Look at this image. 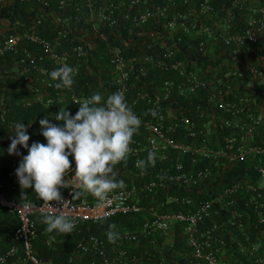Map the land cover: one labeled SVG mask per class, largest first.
Masks as SVG:
<instances>
[{
	"label": "built area",
	"instance_id": "built-area-1",
	"mask_svg": "<svg viewBox=\"0 0 264 264\" xmlns=\"http://www.w3.org/2000/svg\"><path fill=\"white\" fill-rule=\"evenodd\" d=\"M65 64L76 71L74 84L57 89L50 73ZM82 72L104 73L100 94L122 93L142 121L127 162L114 169L125 187L108 202L90 193L72 199L77 189L62 188L75 224L141 214L138 229L115 243L94 233L78 239L76 250L89 254L84 264H264V0H0V124L20 104L62 126L60 108L74 116L73 101L96 93L77 85ZM10 144L6 164L15 172L28 151L18 145L22 155H9ZM145 197L185 210L147 207ZM0 206L17 217L12 240L33 264H46L31 254L33 215L54 209L8 195L2 178ZM176 223L185 263L169 249ZM156 237L162 252L146 253L143 242ZM16 251L2 250L0 264H20Z\"/></svg>",
	"mask_w": 264,
	"mask_h": 264
},
{
	"label": "clouds",
	"instance_id": "clouds-1",
	"mask_svg": "<svg viewBox=\"0 0 264 264\" xmlns=\"http://www.w3.org/2000/svg\"><path fill=\"white\" fill-rule=\"evenodd\" d=\"M75 75V69L66 64L50 73L53 80L59 81L55 84L57 89H70ZM73 102L80 105L74 116L65 108L54 115L57 121H64L62 126L47 117L40 119L47 144L33 142L29 146V125L17 122L7 150L9 155H22L17 146L27 149L28 154L22 156L15 170L19 185L21 189H33L45 206L54 209L43 215L47 231L67 235L74 230L75 221L64 211L67 201L60 190L75 187L72 199L90 193L99 202H108L110 193L125 187L123 180L117 181L114 169L120 162H127L133 136L142 123L120 92L108 95L106 100L95 93L88 99ZM150 112L153 116L157 114L155 110ZM69 157L75 161L74 184L65 179L73 171ZM147 162L155 165L154 150L149 151ZM139 166L144 167L145 161H140ZM114 228L115 225H110L107 233L110 243L118 239Z\"/></svg>",
	"mask_w": 264,
	"mask_h": 264
},
{
	"label": "trees",
	"instance_id": "trees-1",
	"mask_svg": "<svg viewBox=\"0 0 264 264\" xmlns=\"http://www.w3.org/2000/svg\"><path fill=\"white\" fill-rule=\"evenodd\" d=\"M23 7V5H17V8L21 11L23 10ZM5 10H2L1 14H4ZM100 63H103L102 60H100ZM104 76V73L93 72L85 74L82 72L78 74L77 85L83 89L85 87L82 86H92L94 92L100 94L101 91H99L98 88L102 90V87H98L97 80L99 77ZM7 84L11 87H14L12 83L7 82ZM16 85H18V83H16ZM87 90L88 89L86 88L84 91ZM108 91L110 92V89ZM4 92L5 94H8L10 96L19 95L15 90H10L9 93L8 90H5ZM108 95H110V93H108ZM42 112V108L37 105L28 107H24L20 104L13 105L12 111L8 116L9 121L0 124V178L5 181L7 194L10 196H14L21 201H38L40 200V198L33 189H21L15 172L10 171L7 167V156L5 154L4 148L6 145L11 143L10 137L14 136V129L11 128H14V125L17 122L29 125V127L27 128V132L30 135L29 142L44 143L46 138L42 135L41 126L39 124ZM10 129L11 134H5L4 131ZM27 154L28 152L24 153V155ZM69 159L72 161V166H74V158L69 157ZM117 178L121 180L119 176H117ZM60 191L61 194L64 192L63 189H61ZM152 198H158L159 202L163 199V197ZM193 198L197 200L199 198L209 199L212 197ZM157 207L160 210H165L167 208H170V210H185V206H179L176 204ZM43 215L44 214L33 215L35 235L31 239V254L42 262L46 261L48 264H84L85 262H87L89 254L82 255L81 252H78V250H76V242L78 239H80L84 235L94 233L105 239V241H109L107 233L109 231L110 225H115L113 231L117 234H122L123 232H134L138 229L140 222L139 219L141 218V214L116 213L110 217L95 222L80 220L75 224V228L72 233L67 235L58 233L57 231L48 232L47 225L42 222ZM17 225V217L4 207L0 206V244H3V246L0 247V252L9 245L16 244V254L22 257V262L20 264H33L32 261L29 260V257L22 246V242L20 240H12L11 236ZM151 237L154 238V236ZM148 240H145L142 244L144 246L143 249L146 251V253L151 252L155 255L160 254L162 252L160 250V246L162 245L161 237H156V240L154 239L155 243L152 242V240ZM178 243H181V240H179ZM145 247H147L148 250ZM180 260L184 261V257H180Z\"/></svg>",
	"mask_w": 264,
	"mask_h": 264
},
{
	"label": "crops",
	"instance_id": "crops-1",
	"mask_svg": "<svg viewBox=\"0 0 264 264\" xmlns=\"http://www.w3.org/2000/svg\"><path fill=\"white\" fill-rule=\"evenodd\" d=\"M142 203L144 204V206L156 208L158 206V198L145 197L142 200ZM179 233H181V225L179 223H176V224H174V226L171 227V229L168 232V234L170 236L172 234H174V235L172 237L169 236L170 238L167 240H168V244L171 243L169 249H170V251H173V252H171L172 255L180 258L181 253L183 252V249H184V245H182L183 244L182 236L178 237ZM179 240H181V243H178ZM0 241H1V239H0ZM2 246H3V244L2 245L0 244V247H2ZM145 248L148 250L147 247H145ZM46 264H48V263L46 262Z\"/></svg>",
	"mask_w": 264,
	"mask_h": 264
}]
</instances>
